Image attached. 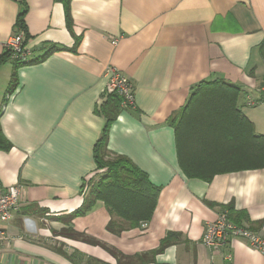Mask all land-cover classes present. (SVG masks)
<instances>
[{
	"label": "crops",
	"instance_id": "crops-1",
	"mask_svg": "<svg viewBox=\"0 0 264 264\" xmlns=\"http://www.w3.org/2000/svg\"><path fill=\"white\" fill-rule=\"evenodd\" d=\"M16 33L29 56L0 64V133L11 145L0 151V187L23 194L0 229V264H264L238 240L217 252L201 243L222 211L264 241V168L190 179L169 125L197 84L221 80L240 89L237 109L264 136V103L247 104L264 84V0H0V57ZM107 67L131 83L134 106L120 108L105 148L158 188L138 227L101 201L74 214L104 172L94 145ZM168 233L176 240L158 251Z\"/></svg>",
	"mask_w": 264,
	"mask_h": 264
},
{
	"label": "trees",
	"instance_id": "trees-1",
	"mask_svg": "<svg viewBox=\"0 0 264 264\" xmlns=\"http://www.w3.org/2000/svg\"><path fill=\"white\" fill-rule=\"evenodd\" d=\"M66 19L70 26L67 5ZM23 9L16 25L24 28ZM56 47L40 58L45 59ZM264 59V41L259 45ZM9 58V52L0 57V64ZM15 63V67L23 63ZM26 63V62H25ZM15 86L14 82L8 92ZM240 89L221 80L201 82L191 91L185 106L169 119L173 128L181 168L190 179L209 181L213 176L230 172L257 170L264 168V136L255 135L249 124L237 109ZM99 107L105 118L100 139L94 145V160L104 172L93 182L82 206L74 213L81 215L88 211L94 202L101 201L112 215L129 227H138L151 218L158 188L147 180L146 175L137 169L127 158L106 150L109 125L117 117L121 98L106 96ZM10 143L0 133V151H8ZM109 222L107 229L114 230ZM177 234L168 233L161 241L158 251L176 240Z\"/></svg>",
	"mask_w": 264,
	"mask_h": 264
},
{
	"label": "built area",
	"instance_id": "built-area-1",
	"mask_svg": "<svg viewBox=\"0 0 264 264\" xmlns=\"http://www.w3.org/2000/svg\"><path fill=\"white\" fill-rule=\"evenodd\" d=\"M5 49L14 62L25 63L27 61L29 52L25 49L22 33L12 35L5 43ZM104 75L107 78L105 96L117 95L121 98L122 109L132 108L134 106V95L132 85L128 79L111 67L105 69ZM258 102L264 103V84L260 89L258 101L247 98L249 106L256 105ZM22 194L23 187L20 184L6 188L0 187V229L1 226L13 218L14 213L20 206ZM233 240H238L251 249L264 253V241L249 229L230 222L225 211L220 212L213 222L205 225L201 237V243L213 252H217Z\"/></svg>",
	"mask_w": 264,
	"mask_h": 264
}]
</instances>
